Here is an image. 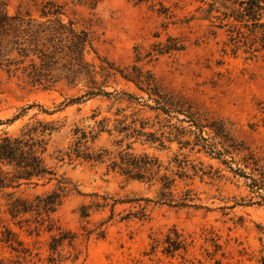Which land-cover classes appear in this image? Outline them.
Returning <instances> with one entry per match:
<instances>
[{
  "label": "rangeland",
  "instance_id": "374dc122",
  "mask_svg": "<svg viewBox=\"0 0 264 264\" xmlns=\"http://www.w3.org/2000/svg\"><path fill=\"white\" fill-rule=\"evenodd\" d=\"M41 1H30L33 12ZM54 1L90 29L100 56L120 68L136 64L149 70L170 102L169 110L191 113L201 124H221L225 139L208 127L202 136L229 153L217 159L197 152L190 119L159 110L144 91L118 75L107 78L103 90L108 95L70 102L86 90L82 83L72 87L61 81L42 89L0 70V134H19L37 121L53 124L43 159L55 178L74 188L48 215L30 211L15 218L5 211L4 192L33 200L54 190L56 179L32 180L0 192V264H260L264 202L251 192L249 179L231 170L255 176L252 165L244 164L247 154L264 170V57L259 52L251 56L229 40L236 35L222 13L237 0ZM8 2L14 11L29 0ZM168 37L183 49L156 52V44ZM87 58L98 62L93 53ZM101 119L104 127L97 125ZM121 126L144 135L125 137ZM75 128L87 133V149L81 151L99 154L96 160L71 153ZM154 138L159 141H149ZM185 140V147L178 143ZM127 146L135 154L156 157L160 174L167 168L174 178V198L189 190L192 205L161 203L160 183L131 180L111 168ZM193 165L215 175H195ZM58 230L74 239L51 251V236H58ZM174 232L185 248L167 253L163 246L172 242Z\"/></svg>",
  "mask_w": 264,
  "mask_h": 264
},
{
  "label": "trees",
  "instance_id": "16d2710c",
  "mask_svg": "<svg viewBox=\"0 0 264 264\" xmlns=\"http://www.w3.org/2000/svg\"><path fill=\"white\" fill-rule=\"evenodd\" d=\"M29 2L20 3L14 11L9 10L8 0H0V70L6 74L19 78L23 82L38 86L42 89H51L58 82H65L68 86L75 87L82 83L86 90L80 97L70 99V102L81 99H89L98 95H108L103 90L109 76L118 75L123 80L132 82L138 89L144 91L149 99H152L158 109L169 115L170 112L183 114L190 119L195 131V141L192 146H199L197 150H203L211 158L220 159L221 155L229 153L227 149L216 150L213 143L208 138L202 136L203 129L208 127L215 136L226 138L221 124L211 122L201 124L191 117V113L184 110H169L166 107L168 100L161 94L152 73L149 70H142L136 64L118 67L106 57L100 56L93 44L94 38L90 29L79 24L77 20L67 16L63 5L54 0H43L37 5L35 12L31 10ZM138 2L144 0H136ZM230 0H224V2ZM235 6L225 8L228 12H223V18L231 20L230 33L234 32L235 37H230L232 45L240 43L245 47L244 52L253 56L254 52L261 53L264 57V0H237L233 2ZM34 5V4H32ZM160 7L163 6L158 3ZM212 5V4H211ZM161 8V9H162ZM156 52L168 53L179 51L183 45L176 39L168 37L166 43H157ZM93 53L98 62L88 60L87 55ZM99 78H101L99 80ZM122 95L133 98L130 94ZM161 100H167L161 105ZM15 119V118H13ZM104 119L97 122V125L104 127ZM120 131H126V136L135 133H144L134 128L121 126ZM55 128L51 123L37 121L35 124L25 125L19 134H0V192L8 187H17L22 183H30L32 180H46L49 182L56 179V188L51 192L42 195H35L33 200L15 197L12 192H4L6 196L5 211L15 218L30 211L44 212L46 215L55 211L61 203V199L66 193L74 188L64 178H55V173L44 162L43 153L46 149L47 138ZM182 132V131H181ZM183 133V132H182ZM77 134L74 147L71 153L83 159H94L99 154H92L81 151L85 147L86 132L80 128H75ZM148 135H151L148 134ZM158 140L149 139L150 142ZM182 146L189 145L185 140ZM117 160L111 161V168H116L118 172L128 179L137 181H157L159 187V201L167 205L177 207H189L192 204L190 191L186 190L183 195L176 200L173 196L172 186L174 178L165 172L160 174L161 164L154 156L146 153L135 154L129 151V146L125 150L116 154ZM177 161V158H175ZM245 166L250 167L251 173L235 169L234 174L249 179L248 187L251 192L264 202V170L257 165L251 154L244 158ZM182 162V161H181ZM221 163H226L221 160ZM5 167V169H4ZM195 175L200 171V177L204 175L213 177L215 173L205 172L202 168L191 166ZM58 236H51L50 249L55 251L56 247L68 242L72 245L74 239L69 232L58 230ZM172 242L163 246V250L172 253L180 248L184 249L183 240L174 232ZM260 264H264V257L260 258Z\"/></svg>",
  "mask_w": 264,
  "mask_h": 264
}]
</instances>
